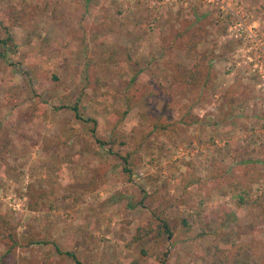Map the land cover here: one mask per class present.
I'll return each mask as SVG.
<instances>
[{"label":"rangeland","instance_id":"rangeland-1","mask_svg":"<svg viewBox=\"0 0 264 264\" xmlns=\"http://www.w3.org/2000/svg\"><path fill=\"white\" fill-rule=\"evenodd\" d=\"M62 6L64 15L53 18L43 0H0L7 17L0 25V40H6L0 44V119L10 129L0 162V217L17 226L19 241H27L29 230L82 264H160L163 257V264H219L215 248L264 242V0H63ZM202 15L204 26L194 35L198 54L173 55L188 62L206 55L216 78L185 115L165 113L179 121L176 133L143 139L138 129L148 125L138 113L152 118L163 107L151 98L145 108L143 87L169 75L163 68L172 54L160 46ZM133 35L140 41L132 44ZM128 94L136 107L123 117ZM76 101L79 113L97 122V138L108 139L113 128L127 138L135 132L141 162L128 182L106 148L98 157L87 151L94 138L70 110ZM178 102L191 103L188 94ZM69 129L64 145L48 139ZM217 150L225 162L244 157L257 163L262 178L244 202L212 183L202 190L191 185L188 206L164 212L171 240L152 235L129 244L135 228L150 220L149 195L180 197L188 164L204 180ZM257 248L258 255L243 250L233 264H264V245ZM44 260L74 264L50 244L18 248L8 264Z\"/></svg>","mask_w":264,"mask_h":264},{"label":"trees","instance_id":"trees-1","mask_svg":"<svg viewBox=\"0 0 264 264\" xmlns=\"http://www.w3.org/2000/svg\"><path fill=\"white\" fill-rule=\"evenodd\" d=\"M87 1V0H86ZM63 0H43V11L52 5L49 16L53 18L59 15H64L65 10L62 6ZM204 15L195 18L193 22H190V27L184 26V33L178 32L174 37H170L167 44L160 46L161 52L171 53V57L165 61L164 68L169 71V75L164 82H159L156 85H145L143 87V93L140 95L141 103L143 106H148L151 98H157L163 102L162 111L159 115L150 117L148 114L139 112L141 122L147 123V131L143 128L138 129L143 139H147L150 136H164L166 133H176L179 129V121L171 120L165 116V113L176 110L180 116L185 115L191 110V106L199 103L202 93L208 94L211 88V82L216 78V72L214 71L212 64L208 61L206 55H199L188 62L182 58H174V52L180 54H198V43L194 35H199L198 30L204 25ZM7 17L0 14V25L6 23ZM137 30H142L139 24L136 25ZM225 29L222 30V32ZM179 34V35H178ZM140 41V37L133 35L131 43L134 44ZM0 44H6V40H0ZM133 92V91H132ZM188 94L190 105L182 104L178 102L182 96ZM133 96L126 95L127 110L122 113V116H127L128 113L136 107L133 102ZM190 106V108H189ZM58 109V108H57ZM61 109V108H59ZM73 112L75 120L81 123L83 126L89 129L92 137L94 138L93 147L89 146L87 151L98 157V149L106 148L107 153L120 161L121 170L128 176L127 182L130 180L132 168L135 164L141 162V156L138 151L140 148V141L138 140L135 132L133 131L129 138L125 133H120L115 128L111 130L110 137L102 140L95 136L97 122L92 118H85L78 111V101L70 107ZM46 111L45 109L43 110ZM90 127V128H89ZM67 134H56L50 136L49 140H54L55 145H64L72 137V130H67ZM132 142L131 146L127 143ZM10 145V129L6 127L0 119V162H3L5 153L8 152ZM126 147V148H125ZM221 150H217L208 158L209 172L205 179L197 176L193 170V165L188 164L189 178L183 183V194L180 197L167 196L166 194H159L157 192L150 194L151 200L150 206V220L144 225L135 228V233L131 238L129 244H136L143 242L152 235L156 239L165 238L171 240L173 232L169 222L165 217V210L175 205L188 206V198L190 192L187 191V187L196 184L199 190H202L207 183L214 184L218 189L223 188L224 194L234 195L237 197V201L242 204L248 193L251 192L253 185L258 183L262 174L257 170V163L249 158L235 157L233 163L225 162L224 158L220 155ZM44 193L39 194L38 198H43ZM148 196H143L138 202V205L143 206ZM39 200L29 203V210L36 211ZM1 211V210H0ZM1 215V212H0ZM27 241L20 242L17 235V226H14L10 220L0 217V247L3 252L0 254V264H8L11 258L15 257V252L18 248H29L33 245H53L57 255L70 259L74 264L80 263L75 254L69 251H63L57 247L48 238H39L38 236L26 230ZM258 245H264V242L260 240H252L244 242L239 248L234 250H221L215 248L216 258L219 264H233V260L240 256L243 250L253 255H258ZM164 263V257L160 259V264ZM40 264H46V260Z\"/></svg>","mask_w":264,"mask_h":264},{"label":"built area","instance_id":"built-area-1","mask_svg":"<svg viewBox=\"0 0 264 264\" xmlns=\"http://www.w3.org/2000/svg\"><path fill=\"white\" fill-rule=\"evenodd\" d=\"M238 25H239L240 27H243L242 31H244V29H245L244 32L247 33L248 37L251 38V36H252V34H251V30L248 29L245 25L241 24V22H240Z\"/></svg>","mask_w":264,"mask_h":264},{"label":"crops","instance_id":"crops-1","mask_svg":"<svg viewBox=\"0 0 264 264\" xmlns=\"http://www.w3.org/2000/svg\"><path fill=\"white\" fill-rule=\"evenodd\" d=\"M12 145H13V143H12Z\"/></svg>","mask_w":264,"mask_h":264}]
</instances>
